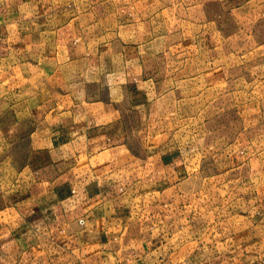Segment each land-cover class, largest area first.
<instances>
[{"label": "crops", "instance_id": "1", "mask_svg": "<svg viewBox=\"0 0 264 264\" xmlns=\"http://www.w3.org/2000/svg\"><path fill=\"white\" fill-rule=\"evenodd\" d=\"M89 2L0 0V264H253L261 164L245 182L246 158L227 148L197 181L166 130L180 90L165 79L161 36L121 16L104 23ZM188 49L172 58L200 57ZM240 64L264 75V52Z\"/></svg>", "mask_w": 264, "mask_h": 264}, {"label": "rangeland", "instance_id": "2", "mask_svg": "<svg viewBox=\"0 0 264 264\" xmlns=\"http://www.w3.org/2000/svg\"><path fill=\"white\" fill-rule=\"evenodd\" d=\"M251 1L89 2L96 6L95 18L104 23L111 25L116 22V16H121L122 21L144 22L148 38L161 36L159 50H163L165 56V79L180 90L175 123L166 130L176 133V143L186 153L190 167L199 166L196 179L200 182L205 176L203 166L210 175L209 168L215 169L214 166L222 163L219 155L223 152L225 158L227 148L238 149L246 158L248 167L239 173L245 182L251 176H259L257 163L264 171V75H254L251 67L242 68L240 64L243 54L264 52V47L259 49L264 44V12H255L257 0ZM134 34L137 38H146L143 31L134 30ZM173 35L175 41L171 42L169 38ZM188 41H191V52L195 47L200 57L195 60L172 58L175 52H189ZM174 42L180 44L176 50ZM208 55L210 57L205 58ZM215 180L219 179L213 178L214 187L209 190L214 205L221 198L216 194ZM236 183L235 170L229 174L230 203L237 195ZM253 264H264V251Z\"/></svg>", "mask_w": 264, "mask_h": 264}, {"label": "built area", "instance_id": "3", "mask_svg": "<svg viewBox=\"0 0 264 264\" xmlns=\"http://www.w3.org/2000/svg\"><path fill=\"white\" fill-rule=\"evenodd\" d=\"M83 221V220H82Z\"/></svg>", "mask_w": 264, "mask_h": 264}]
</instances>
